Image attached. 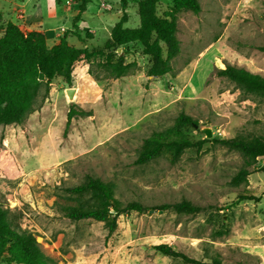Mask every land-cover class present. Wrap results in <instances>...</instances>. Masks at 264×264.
Segmentation results:
<instances>
[{"label":"rangeland","instance_id":"374dc122","mask_svg":"<svg viewBox=\"0 0 264 264\" xmlns=\"http://www.w3.org/2000/svg\"><path fill=\"white\" fill-rule=\"evenodd\" d=\"M198 1L195 13L180 0H156L159 15L174 11L177 19L179 52L170 72L147 76L149 58L130 42L121 54L136 62L134 73L112 77L92 58L74 68L70 83L54 77L47 96L38 98L40 106L22 122L0 125V205L18 215V224L56 264H186L153 248L162 242L204 261L217 255L222 264H261L255 252L264 247V156L238 185L230 179L241 154L214 140L186 148L173 163L164 154L135 162L144 138L172 127L181 112L196 121L182 128L194 140L264 134V94L244 92L217 74L233 64L264 76V51L258 48L264 45V0ZM19 2L0 0L2 26L12 19L25 29L20 15L15 18ZM137 2L90 0L77 22L82 39L69 33L68 43L100 48L123 13L124 26L139 24ZM26 7H40L42 24L55 28L46 31L49 46L72 28L77 12L74 0H26ZM69 87L76 89L72 100L65 93ZM71 104L83 113L66 127ZM201 126L212 135L206 138ZM87 174L111 184L122 203L138 200L149 210L120 214L111 234L103 221L70 220L61 206L76 200L63 188ZM181 199L200 211L157 208Z\"/></svg>","mask_w":264,"mask_h":264},{"label":"trees","instance_id":"16d2710c","mask_svg":"<svg viewBox=\"0 0 264 264\" xmlns=\"http://www.w3.org/2000/svg\"><path fill=\"white\" fill-rule=\"evenodd\" d=\"M90 0H74L77 12L72 19V28L66 29L56 43L47 45L43 31H26L20 24L8 21L0 23V125L22 122L36 110L38 98H45L54 77H62L67 83L72 80L74 68L88 64L98 58L101 65L112 77L118 78L136 71L135 61H125L124 55L117 52L130 42H138L141 51L149 58L147 76H161L171 71L170 60L179 52L177 19L174 11L159 15L156 0H138L139 24L126 27L127 15L123 13L114 23L109 37L100 48L75 47L68 43L69 33L82 39L77 22ZM183 7L195 13L200 10L198 0H180ZM92 38L91 33H87ZM264 51V45L258 47ZM219 76L235 82L247 93L264 94V76L243 67L226 64L217 70ZM83 113L82 111H80ZM71 104L67 113L66 127L74 114L80 113ZM196 121L181 112L175 117L172 127L154 130L145 137L135 162L143 164L164 154L170 162H175L188 147L199 149L203 142L214 140L228 149L239 152L243 158L240 168L232 175L230 182L238 185L246 182L259 157L264 156V134L247 133L232 137L213 139H191L182 131L183 127H195ZM264 171V165L260 168ZM68 196H74L73 204L61 206L63 215L72 221L92 218L103 221L108 234L117 226L120 214L131 211L143 212L149 207L138 200L122 203L113 193L111 184L99 177L85 175L84 180L63 188ZM238 199H256L252 195L239 194ZM171 206L177 213L194 214L201 207L189 200L181 199L171 205L162 204L157 208ZM18 215L7 206L0 205V264H56L40 247L34 234L22 228L17 222ZM153 248L171 257H178L186 264H222L219 256L204 261L175 250L168 243H157Z\"/></svg>","mask_w":264,"mask_h":264},{"label":"crops","instance_id":"0c3cea01","mask_svg":"<svg viewBox=\"0 0 264 264\" xmlns=\"http://www.w3.org/2000/svg\"><path fill=\"white\" fill-rule=\"evenodd\" d=\"M14 13H15V18H17L16 15H20L21 17L20 22L24 25L27 31L31 29H39L44 32L45 36H47V33H46L47 30L55 31L54 27L48 26L47 24H42L43 18L45 16L43 12L41 11V8L36 7V8H33L32 10L28 9L26 7V0H21V2L17 4V7L14 10ZM50 16H53V14H51ZM10 21L14 22L12 19H10ZM0 23H2V17H1ZM60 34H62V32H60ZM261 251L263 252L256 251L255 254L259 255V257L261 258V264H264V247H263V250Z\"/></svg>","mask_w":264,"mask_h":264},{"label":"water","instance_id":"95a60500","mask_svg":"<svg viewBox=\"0 0 264 264\" xmlns=\"http://www.w3.org/2000/svg\"><path fill=\"white\" fill-rule=\"evenodd\" d=\"M117 52L121 54V47L117 48ZM75 90L76 89L74 87H69L65 90V93L70 100L74 98ZM199 130L204 134L206 138L212 135L211 128L209 126H201Z\"/></svg>","mask_w":264,"mask_h":264}]
</instances>
